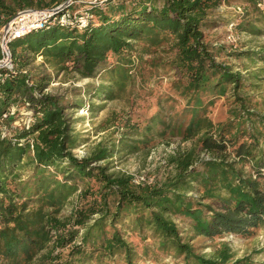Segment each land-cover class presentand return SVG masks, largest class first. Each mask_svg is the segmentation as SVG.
<instances>
[{
  "label": "trees",
  "instance_id": "trees-1",
  "mask_svg": "<svg viewBox=\"0 0 264 264\" xmlns=\"http://www.w3.org/2000/svg\"><path fill=\"white\" fill-rule=\"evenodd\" d=\"M68 1L0 0V264H160L165 254L180 258L175 264H264L235 259L228 241L210 256L191 242L249 238L264 227V112L247 91L264 69L246 76L220 61L225 46H212L205 33L217 9L235 0H73L69 11L91 14L86 26L51 19L11 39V65L2 64L1 29L18 12ZM243 1L248 14L236 30L261 35L264 0ZM156 52L163 57L146 62L175 72L173 93L157 94L153 112L109 110L97 126L109 133L77 155L87 139L66 111L87 106L95 116L110 102L132 106L148 89L137 82L146 79L141 58ZM230 54L263 61L264 45ZM40 56L57 75L97 77L84 87L89 102L47 92L52 73L30 68ZM228 92L229 116L216 121L210 113ZM25 104L33 117L14 127ZM175 136L191 145L169 152L165 179L138 183L114 170L117 159L146 157Z\"/></svg>",
  "mask_w": 264,
  "mask_h": 264
},
{
  "label": "rangeland",
  "instance_id": "rangeland-1",
  "mask_svg": "<svg viewBox=\"0 0 264 264\" xmlns=\"http://www.w3.org/2000/svg\"><path fill=\"white\" fill-rule=\"evenodd\" d=\"M92 3L97 2L98 0H87ZM248 3L243 0H235L232 4H224L220 6L215 14L214 18L217 19V22L207 30L206 39L214 47L223 45L225 46V52H222L218 59L224 61L235 70L241 71L246 76H249L251 71L256 68L264 69V60H257L253 62L248 57H239L233 54H230L233 50H246V49H260L264 45V33L261 35L250 34L245 31L236 30V24L242 20V15L248 14L247 8ZM78 6L75 11L76 17L80 16L85 9H80ZM78 9V10H77ZM43 10L48 9H38V8H29V12H36L38 14ZM27 11V9L25 10ZM18 12L14 16L13 20L21 16V12ZM38 11V12H37ZM26 13V12H25ZM250 18H253V15H250ZM256 25L263 27L264 26V16H259V20H256ZM6 26V25H5ZM4 26V27H5ZM4 27L1 29L3 33ZM152 54H144L141 58L143 61V68L145 69V81L138 79L137 82L139 88L144 86L147 87V90H143L140 93L141 97H135V103L131 106L127 100L110 102L107 107L99 111L95 116L90 113L87 106L79 108L77 111L71 109L67 110L66 114L71 116L75 122L76 132L80 137H85L87 140L86 143L76 148L74 151L77 155L83 156L88 153L93 146L105 137L109 131H101L97 129L98 124L111 109H116L118 111H128L135 112V114H141L144 112H153L157 110L156 106V96L157 94L163 93H173L172 91V80L176 79L175 72L169 67H163L162 65L158 66L157 69L151 71V66L146 62L150 57L155 56L156 59L163 57V54L158 52ZM4 63L9 62L8 58L3 61ZM34 74L41 73H52V80L49 87L46 88L47 92L63 94L67 99L73 100L77 98H82L86 102H89V98L85 95L84 87L86 83H92L93 81L98 82V78H84L75 73L70 74H56L55 69L51 68L49 65H43V58L40 56L35 62L30 66ZM151 71V72H150ZM261 73V72H260ZM154 75V76H153ZM157 75V76H155ZM261 78L254 79V83H259L253 89H248L247 91L253 94V101L258 105V109L264 112V70L263 74H260ZM228 96L222 98L216 105L213 107V111L210 113L211 117L214 120H225L228 115V104L231 102L230 92ZM34 111L32 108H29L27 104L23 105L20 109V112L15 116L13 122L14 127L23 126L29 123L33 117ZM170 140V144L167 141L161 142L157 145L149 155L146 157L144 154H134L123 159H117L114 162V170L122 171L134 175L135 181L140 182H155L165 179L173 169V166L169 164L168 154L173 151L179 144L181 145H191V141L181 142L179 136H175ZM203 156H208L205 153ZM65 212H68L66 210ZM184 237L192 235L193 231H189L186 228L187 220L177 218L176 219ZM187 238V237H186ZM223 241H228L233 253L234 258H242L247 255L251 256L255 262H264V227L258 228L255 236L253 237H243L240 235H227L224 237L218 238H209L204 236H197L191 242L196 247L197 252L204 253L208 256L213 255L219 246L222 245ZM180 261V258H176L174 254H165L162 256L160 264H175ZM148 264H152V260H147Z\"/></svg>",
  "mask_w": 264,
  "mask_h": 264
},
{
  "label": "built area",
  "instance_id": "built-area-1",
  "mask_svg": "<svg viewBox=\"0 0 264 264\" xmlns=\"http://www.w3.org/2000/svg\"><path fill=\"white\" fill-rule=\"evenodd\" d=\"M72 2L73 0H69L67 5L62 8L43 10L40 14L36 13L35 11L29 12V9L25 11V9L24 11L26 13L21 12L22 15L14 20L13 17L4 27L3 33L1 32L2 47L5 51V58L2 61L6 59L8 52H10L8 48V42L11 39L20 36L32 29L41 28L51 19H53V21H58L63 25L78 24L80 27L86 26L89 18L91 17V14H89V12L85 10L82 12V14H80V16L76 17L75 12H71L67 9ZM7 65L11 64L8 63ZM14 110L15 107H12L9 113H13ZM4 116L7 117L8 114L5 113Z\"/></svg>",
  "mask_w": 264,
  "mask_h": 264
},
{
  "label": "water",
  "instance_id": "water-1",
  "mask_svg": "<svg viewBox=\"0 0 264 264\" xmlns=\"http://www.w3.org/2000/svg\"><path fill=\"white\" fill-rule=\"evenodd\" d=\"M67 3H68V2H66L65 4H63V6L67 5ZM7 51H8V49H7ZM7 58H8V60H9V62H11V54H10V52H8V54H7ZM2 64H6V63H4V62L2 61Z\"/></svg>",
  "mask_w": 264,
  "mask_h": 264
}]
</instances>
